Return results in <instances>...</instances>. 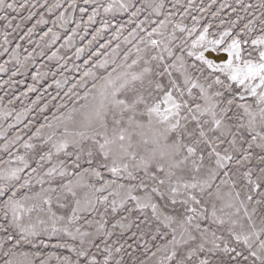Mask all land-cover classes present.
<instances>
[{
  "label": "snow or ice",
  "instance_id": "obj_1",
  "mask_svg": "<svg viewBox=\"0 0 264 264\" xmlns=\"http://www.w3.org/2000/svg\"><path fill=\"white\" fill-rule=\"evenodd\" d=\"M0 264H264V0H0Z\"/></svg>",
  "mask_w": 264,
  "mask_h": 264
}]
</instances>
